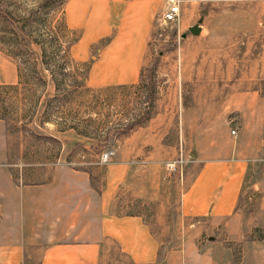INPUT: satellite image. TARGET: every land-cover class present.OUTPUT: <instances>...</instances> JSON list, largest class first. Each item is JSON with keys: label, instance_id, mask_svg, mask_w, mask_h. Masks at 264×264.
<instances>
[{"label": "rangeland", "instance_id": "rangeland-1", "mask_svg": "<svg viewBox=\"0 0 264 264\" xmlns=\"http://www.w3.org/2000/svg\"><path fill=\"white\" fill-rule=\"evenodd\" d=\"M39 1L0 0L12 11V23L21 25V16L37 17L32 35H40L47 51L56 49L51 65L61 88L54 97L38 44L29 45L33 53L24 59L7 56L12 48L0 44V150L14 178L32 181L58 163L88 172L97 187L106 170L122 173L115 210L139 215L163 237L154 264H164L165 251L185 242L191 231L202 233L195 264H208L200 254L211 245V264L264 263V226L252 225L255 201L247 192L241 240L222 239L220 224L204 235V218L185 219L176 209L194 176L198 144L203 141L206 148L209 134L223 144L220 125L229 107L225 89L232 71H244L243 63L249 87L262 90L253 105L249 97L248 116L264 105V0H180L172 21L161 19L166 0L154 1L150 15L90 16L85 10L82 21L69 8L73 0L52 1L50 8H38ZM61 63L65 74L55 68ZM18 67L23 81L13 88L9 85L17 84ZM33 68L43 75L44 85L37 84ZM84 75V87L77 88ZM231 123L226 124L228 139L234 135L231 129H239L235 120ZM242 132L256 154L247 185L258 184L253 190L261 194L264 128L250 120ZM108 151L110 158L101 163L100 154ZM105 264L144 263L114 249Z\"/></svg>", "mask_w": 264, "mask_h": 264}, {"label": "crops", "instance_id": "crops-1", "mask_svg": "<svg viewBox=\"0 0 264 264\" xmlns=\"http://www.w3.org/2000/svg\"><path fill=\"white\" fill-rule=\"evenodd\" d=\"M154 1L73 0L69 8L82 21L85 10L90 16L150 15ZM128 21L132 24L135 20ZM243 66L244 71L241 67L239 72H231L225 89L229 107L224 113L227 121L220 125L223 144H218L217 138L210 134L206 148L203 141L198 144L194 176L176 206L182 218H204L200 226L208 225L204 235L212 232L215 225H223L219 236L229 241L241 240L245 234L242 228L245 192L248 200L255 201L252 225L264 226V173L258 194L253 190L258 184L247 185L246 181L256 154L248 148L242 134L250 120L255 121L257 128H264V105L255 115L248 116L249 97L253 105L262 90L249 87L247 65ZM233 120L239 129L228 139L226 124ZM6 158V153L0 150V264H105L114 249L135 263L156 262L163 237L152 232L139 215L115 210L113 199L122 173L111 174L106 170L97 187L91 184L88 172L58 163L29 181L24 176L14 178ZM201 234L186 232L185 242L165 251L164 264H195ZM211 248L212 245L200 254L208 257V264L213 257ZM189 254L192 261L186 257Z\"/></svg>", "mask_w": 264, "mask_h": 264}, {"label": "trees", "instance_id": "trees-1", "mask_svg": "<svg viewBox=\"0 0 264 264\" xmlns=\"http://www.w3.org/2000/svg\"><path fill=\"white\" fill-rule=\"evenodd\" d=\"M40 1L43 3H38L39 4L38 8L40 7L50 8L51 6L49 4L52 1L54 2L55 0H40ZM60 1L61 3H63L65 0H60ZM32 17L33 19H31ZM35 18L37 17L34 15H28L26 17L21 16V17H18V20L22 19L23 21L21 25H18L16 22L12 23L10 22V19H13L12 11L0 5V44H7L8 47H11L12 51L6 55L15 56L18 59H21V58L24 59L26 58V56H31L33 52L29 49V45L32 43L38 44L41 50V55H40L41 64L43 66V69L48 71V75L50 76V79L55 89L54 97H57L60 95L61 88H60V83L58 81V78L55 74L56 71L53 69V66L51 65V63L55 64L56 56L58 55V53L56 49H53V51L51 52L47 51L46 46H45L46 43L44 42V40H41L39 38L40 35H34V36L32 35L33 31L36 30ZM24 34H26V36L28 37H25ZM31 59L32 57H29V59H27L28 60L27 62L30 63ZM55 68H57L58 70H61L63 74H65L66 72L65 71L66 67L64 66V63L58 64V65L56 64ZM17 73H18L17 84L9 85V86H12L13 88H18L17 86H19L23 81V76H22L20 67L17 68ZM33 73H34V78L36 79L37 84L44 85L45 81H44V77L41 74V72L33 68ZM85 81H86V76L84 75L77 81L76 87L77 88L84 87ZM54 97L48 98L46 103L49 105V103L54 101L52 99Z\"/></svg>", "mask_w": 264, "mask_h": 264}, {"label": "built area", "instance_id": "built-area-1", "mask_svg": "<svg viewBox=\"0 0 264 264\" xmlns=\"http://www.w3.org/2000/svg\"><path fill=\"white\" fill-rule=\"evenodd\" d=\"M179 4L180 0H166V6L165 9L163 10L161 14V19L163 21H172L176 18V16L179 13ZM231 134H234V130H230ZM261 149L264 154V135L261 138ZM111 153L108 152H103L100 154L99 160L101 163L106 162L110 158Z\"/></svg>", "mask_w": 264, "mask_h": 264}, {"label": "water", "instance_id": "water-1", "mask_svg": "<svg viewBox=\"0 0 264 264\" xmlns=\"http://www.w3.org/2000/svg\"><path fill=\"white\" fill-rule=\"evenodd\" d=\"M190 31H191L192 33H195V32H196V27H191V28H190Z\"/></svg>", "mask_w": 264, "mask_h": 264}]
</instances>
